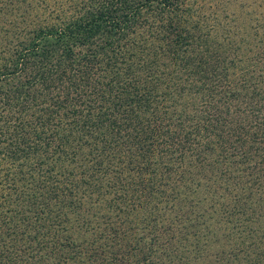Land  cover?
I'll list each match as a JSON object with an SVG mask.
<instances>
[{
	"label": "trees",
	"instance_id": "trees-1",
	"mask_svg": "<svg viewBox=\"0 0 264 264\" xmlns=\"http://www.w3.org/2000/svg\"><path fill=\"white\" fill-rule=\"evenodd\" d=\"M184 1L0 0V264H124L129 255L136 257L125 264H199L183 246L180 236L188 231L175 236L173 219L157 223L156 204L149 201L158 184L188 173L183 121L135 114L138 102L149 107L131 84L141 79L138 67L129 61L123 73L132 75L124 78L115 61L128 50V34L144 9L169 15L162 48L178 55L188 40L178 16ZM248 109L255 115L259 105ZM60 114L69 116L64 126ZM214 128L209 121L197 132ZM89 135L99 139L98 150L131 148L138 187L146 192L136 218L128 217L136 204L118 178L117 186L96 175L93 165L75 163L76 148ZM152 155L160 166H151ZM144 205L149 208L142 213ZM101 209H114L119 221ZM252 212L246 209L242 219L252 221ZM179 216L175 211L174 220ZM253 248L249 254L239 241L232 252L221 250L222 258L206 254L200 264H264V244ZM237 250L244 256L232 263Z\"/></svg>",
	"mask_w": 264,
	"mask_h": 264
},
{
	"label": "rangeland",
	"instance_id": "rangeland-1",
	"mask_svg": "<svg viewBox=\"0 0 264 264\" xmlns=\"http://www.w3.org/2000/svg\"><path fill=\"white\" fill-rule=\"evenodd\" d=\"M178 16L188 32L186 47L178 55L162 48L166 32L162 25L169 15L144 9L128 34V50L115 61L124 78L132 75L123 73L129 61L133 69L138 67L141 79L131 84L149 99V107L138 102L135 114L145 120L154 113L171 123L183 121V133H187V138L182 135L183 163L190 164L188 173L177 182L158 184L161 190L149 201L156 204L157 223L173 219L175 236L182 228L188 231L187 239L180 236L185 239L183 246L197 255L194 260L200 264L206 254L222 258L221 250L232 252L239 241L249 254L256 251L253 245L264 244V0H185ZM251 103L259 105L255 115L248 109ZM67 118L60 114L58 125L64 126ZM209 121L215 128L198 133L197 127ZM85 138L88 143L76 148L78 168L93 165L104 180L118 178L128 201L136 204L137 214L134 210L128 214L134 219L138 199L146 192L138 187L135 164L129 159L131 148L123 143L120 153L114 148L98 150V138ZM75 141L72 138L65 149H71ZM148 161L151 166L161 164L157 155ZM139 207L142 213L149 208ZM246 209L254 210L250 222L242 219ZM101 210L119 221L114 209ZM175 211L180 220H174ZM234 252L238 256L231 262L237 263L244 254ZM135 257L124 256L122 261L125 264Z\"/></svg>",
	"mask_w": 264,
	"mask_h": 264
}]
</instances>
